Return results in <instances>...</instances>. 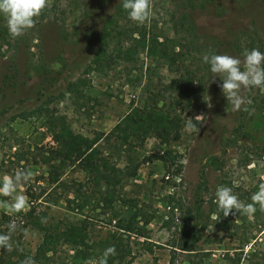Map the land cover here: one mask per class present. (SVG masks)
Segmentation results:
<instances>
[{
    "label": "rangeland",
    "instance_id": "rangeland-1",
    "mask_svg": "<svg viewBox=\"0 0 264 264\" xmlns=\"http://www.w3.org/2000/svg\"><path fill=\"white\" fill-rule=\"evenodd\" d=\"M120 1L50 0L49 17L20 36L28 50L17 55L13 38L3 36L10 47L0 46V177L17 168L31 170L33 178L23 185V192L29 187L34 197L41 194L30 213V204L14 215L0 209V223L5 214L18 224L22 220L21 228L33 233L25 239L18 229L13 249L31 256L41 239L39 224L67 221L84 222L86 241L92 245L114 233L117 221L135 211L139 222L134 233L122 237L130 251L122 264H264V230L257 225L264 222V211L259 205L257 221L247 216L241 225L234 222L240 225L237 228L231 220H214L209 214L218 208V186L231 187L246 203L264 183V89L244 92L252 101L246 105L248 111L233 112L220 77L212 82L210 66L202 59L206 53L242 58L245 50L264 44V0H151L150 18L128 24L136 23L147 36L156 37L174 62L152 60L140 52L134 64L97 70L90 64L97 46L95 33ZM171 80L189 95L182 100L183 126L176 142L162 145L148 137L142 142L131 139L124 146L114 138L97 144L109 165L121 171L108 209L96 204L102 189L98 191L78 169L64 168L57 182L48 174L43 159L54 144L47 119L85 137L106 134L131 108L148 104ZM199 114L205 116L202 123L195 122ZM186 117L193 119L198 133L185 131ZM133 168L134 176L127 177ZM60 183L84 194L87 204L81 211L65 209L62 199L71 193L62 191ZM55 197L59 202L50 204ZM176 205L181 212L171 211ZM196 207L201 216L194 221ZM186 220L195 230L205 225L195 252L174 248L183 239L179 227ZM48 256L49 264H84L98 258L91 248L65 245Z\"/></svg>",
    "mask_w": 264,
    "mask_h": 264
},
{
    "label": "trees",
    "instance_id": "trees-1",
    "mask_svg": "<svg viewBox=\"0 0 264 264\" xmlns=\"http://www.w3.org/2000/svg\"><path fill=\"white\" fill-rule=\"evenodd\" d=\"M61 1L77 2L81 0H53V3ZM50 8H46L36 19L37 23H41L49 17ZM129 21L128 14L122 8L120 1L115 6L113 13L102 22L95 33L97 46L90 64L97 70L103 69L104 66L109 67L116 64H134L138 60L140 52L145 53V57L152 60L174 62L172 55L157 41L156 37L147 36L140 26H137L136 23L129 25ZM0 34V46L10 47L9 40L13 37L8 33L6 19L3 15H0ZM4 34H8L9 40L3 37ZM12 40L16 55L18 52H26L28 50V46L20 37ZM257 48L264 52V44L262 42L258 43ZM12 75H17L15 66L12 67ZM4 79L7 81L9 77L5 76ZM161 90L156 97L152 96L149 98L148 104L131 108L106 134L96 132L91 137H85L81 134L73 133L66 125H57L51 119H47L45 126L54 144L47 152V157L43 159V163L48 166V174L52 175L53 180L57 182L64 168L78 169L86 181L94 182L98 191L102 189L101 192L99 191L96 204L101 203L104 208L108 209L113 202V190L120 181V177L117 174L121 173V171L109 165L107 159L101 155L97 144L103 139L114 138L118 145L124 146L129 144L131 139L142 142L148 137L156 138L162 145L176 142L183 126L180 112L184 110L185 106L182 100L186 96L189 97L188 90L182 88L176 80H171ZM189 102L190 99L187 98L186 104ZM134 174L135 169L133 168L127 177L131 178ZM77 185L79 183H76ZM60 186H62V191L71 193V195H68L70 197L65 196L62 199L65 209L72 211L74 208L77 211H81L87 204L84 194L79 192L77 188L72 187V189H69L65 183H60ZM235 194L240 196L238 193ZM25 195H27L30 204V209L27 213H30L32 211V203L37 198H40L41 194L34 197L28 187ZM59 198H53L49 201L50 204L56 205L59 202ZM246 203H251L249 198L246 199ZM173 210L181 212L182 207L179 205H176V207L172 206L171 211ZM209 214L214 215V220L219 221L222 219L227 222L231 220L235 228L247 220V215L236 213L235 210L228 217H224L218 208L210 209ZM200 216V208L196 207L191 220L195 221ZM251 217L254 221H257L258 210ZM137 218L138 214L134 211L127 220L117 221L114 233L97 243H92V245H89L86 241V224L82 221L58 222L48 225L39 224L41 239L31 257L35 259L36 264H49L50 256L48 254L52 253L57 246L65 245L71 248H91L97 252L99 258L105 249L114 246L116 255L109 256L108 264H122L124 259L130 256L129 248L123 244L122 237L124 234L134 233V226L139 222L136 220ZM235 221L239 222L240 225H235ZM9 222L10 218L2 214L0 233H3V229H6V225ZM184 222L179 227L183 239H179V243L174 248L187 253L195 252L198 235L203 232L205 225L195 230L193 226L187 224V220ZM257 225L264 230L263 221H259ZM244 239L245 241L247 240L246 238ZM147 250L150 252V249ZM28 256L30 255H26L16 248L10 252L0 249V264H22V261Z\"/></svg>",
    "mask_w": 264,
    "mask_h": 264
},
{
    "label": "clouds",
    "instance_id": "clouds-1",
    "mask_svg": "<svg viewBox=\"0 0 264 264\" xmlns=\"http://www.w3.org/2000/svg\"><path fill=\"white\" fill-rule=\"evenodd\" d=\"M49 2L50 0H0V15L6 19L9 34L17 38L35 27L36 19L49 7ZM121 6L127 12L128 19L133 22L144 23L150 18L151 0H121ZM202 59L210 66L212 82H215L217 76L220 77L222 93L228 105H231L232 111H248L246 105H250L252 101L244 95V92L252 88L264 89V52L258 48L245 50L242 58L228 54L206 53ZM208 107L211 108L212 105L209 103ZM204 117L203 114L196 115L195 122L202 123ZM196 123L192 118L186 117L185 131L198 133ZM32 178L33 172L23 168H17L12 175L4 174L0 177V196L10 198L0 200V209L6 210L9 215H14L28 208L29 199L23 192V185L30 182ZM215 197V203L224 217L232 214L233 210L251 217L257 210L256 205L264 211V183L259 184L258 190L252 194L251 203L241 201L231 187L223 185L216 188ZM44 222L46 220L42 219V223ZM22 224V220L20 224L12 220L6 225L7 231L0 233V249L12 251V237L18 229L22 231L25 239L33 235L31 229L21 228ZM115 255V247L110 246L99 258H89L84 264H108L109 256ZM22 264H36V261L28 256Z\"/></svg>",
    "mask_w": 264,
    "mask_h": 264
}]
</instances>
